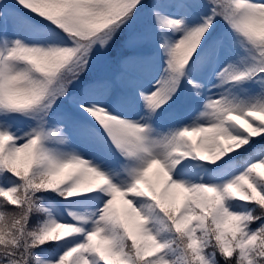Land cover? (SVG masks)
<instances>
[{
    "label": "snow or ice",
    "instance_id": "1",
    "mask_svg": "<svg viewBox=\"0 0 264 264\" xmlns=\"http://www.w3.org/2000/svg\"><path fill=\"white\" fill-rule=\"evenodd\" d=\"M0 264H264V0H0Z\"/></svg>",
    "mask_w": 264,
    "mask_h": 264
},
{
    "label": "trees",
    "instance_id": "2",
    "mask_svg": "<svg viewBox=\"0 0 264 264\" xmlns=\"http://www.w3.org/2000/svg\"><path fill=\"white\" fill-rule=\"evenodd\" d=\"M113 53H112V55H115L116 53H115V51H112Z\"/></svg>",
    "mask_w": 264,
    "mask_h": 264
},
{
    "label": "bare ground",
    "instance_id": "3",
    "mask_svg": "<svg viewBox=\"0 0 264 264\" xmlns=\"http://www.w3.org/2000/svg\"><path fill=\"white\" fill-rule=\"evenodd\" d=\"M113 53V52H112Z\"/></svg>",
    "mask_w": 264,
    "mask_h": 264
}]
</instances>
